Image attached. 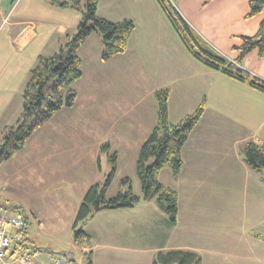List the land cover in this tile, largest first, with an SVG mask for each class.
<instances>
[{"label":"rangeland","instance_id":"374dc122","mask_svg":"<svg viewBox=\"0 0 264 264\" xmlns=\"http://www.w3.org/2000/svg\"><path fill=\"white\" fill-rule=\"evenodd\" d=\"M82 1L84 7L87 0ZM138 2L126 0L122 7L116 3L113 17L123 16L126 9L128 15L135 16L136 22L133 18L128 19L138 23ZM171 2L175 6L176 0ZM11 4L12 0H0V12L8 13L5 22L0 16V40L8 30L34 24L39 32L44 26L54 40L60 36L61 44L55 42L56 46L52 47L49 40L32 63L30 47L22 50L17 42L0 47V103L6 101L0 108V125L7 121L0 128V158L5 130L13 127L22 114L23 92L31 70L40 57L54 55L67 42L68 37L58 34L59 27L77 12L61 9L59 12L65 14L63 22L49 17L45 21L42 17L24 14L22 4L17 9V4L13 7ZM139 23L130 38L134 40L133 49L115 56L108 64L102 61L101 50L97 52L95 39L81 46L78 54L83 76L72 85L77 94L74 106L59 110L12 158L0 159V209L10 211L16 207L26 212L29 222L27 247L37 248L42 258L48 254H62L73 264H150L160 252H166L157 249L158 245H165V235L174 237L179 230L176 236L181 238V229L172 232L173 228L167 225L166 218L169 217L160 209L157 199L144 198L136 170L140 148L157 121L155 93L165 89L170 92L168 87L161 85L171 83L168 77L162 79L157 71L159 65L161 71L166 65L159 60L165 57L161 56L163 47L144 51L137 59L138 51L145 49L143 46L138 48L137 41L143 40L141 35L146 37L144 26ZM39 40L42 39L39 37ZM164 41L161 40L162 45ZM149 57L151 61L147 63ZM178 57L179 53L169 65L174 67L173 72ZM176 101L174 97L172 114ZM202 102L205 110L212 114L210 102ZM197 105L187 100L180 113L171 115L173 123L192 114L199 107ZM226 115L224 119L230 127L237 128V122ZM114 154L116 172L107 199L128 191L131 185L139 201L131 209L94 211L74 228L87 190L94 184L102 188L112 173ZM233 163L231 174L237 175L239 167L243 173L242 167ZM249 170L251 174H258ZM159 174L158 178L165 184L177 185L180 189L189 182L184 176L182 181H175L173 176L177 178L178 173L173 175L168 167ZM125 177L131 181L127 185L122 183ZM240 184L241 179L232 177L213 188L204 183L202 190L193 192L185 187L189 209L197 214L196 220L189 222L192 239L197 245L212 242L220 249L221 256L214 258L218 264H264V226L256 227L254 219L260 216L250 213L258 207V200L250 193L238 190ZM81 229L88 237L76 240L75 232ZM208 264H214L212 259Z\"/></svg>","mask_w":264,"mask_h":264},{"label":"crops","instance_id":"0c3cea01","mask_svg":"<svg viewBox=\"0 0 264 264\" xmlns=\"http://www.w3.org/2000/svg\"><path fill=\"white\" fill-rule=\"evenodd\" d=\"M61 1L63 0H12L11 7L17 4V9L22 4L24 14L42 17L45 21L49 17L51 20L58 19L63 22L65 14L59 12L61 9L70 8L77 11L70 16L69 20H64V24L59 27L58 34L69 37L77 32L84 14L81 10L73 7H61L58 4ZM250 1L176 0L175 6L201 38L219 53L235 62L240 54L236 48L242 44V38L254 36L264 20V13L254 16L248 15ZM123 2L126 3V0H99L97 14L112 22L128 18H133L136 22L135 16L128 15L126 9L123 16L113 17L115 14L114 5L119 3L118 6L122 7ZM102 4L105 5L102 6ZM138 4L136 9L138 18H136L139 20L135 24V29L137 25L139 26L140 21L144 26L146 37L141 35L143 40L139 38L137 41V45L139 44L137 47L141 48L143 46L145 49L139 50L136 56L137 59H140L139 55L144 51L149 52L151 48L157 50L163 47L161 56H165V61L162 58H159V60L166 65L162 71L159 65L157 71L160 72L159 75L162 79L166 80L168 77L171 82L161 85L168 87L170 90L168 101L169 122L174 124L175 121L171 119V115L180 113L187 100H190L191 104L195 103V105H199L203 100H206L210 102L208 106L213 108L212 114L207 110L204 111L203 116L184 144L181 151L183 165L176 176L177 178H175L174 170L171 167H164L172 170L175 181H182V176L189 181L185 184L184 189H180L177 185L165 184L159 179L163 185L176 190L178 193L179 212L177 222L172 224L168 215L169 219L166 218V223L170 228H173L172 232L177 228L181 229L180 236L182 239L176 236L177 231H179L177 230L174 237L172 234L165 235L163 237L165 245H158L157 249L163 251L190 250L201 256L202 264H208L211 259L214 264H218V261L214 258L221 256L220 249L212 242H204L202 246L197 245L192 239L193 231L189 222L196 220L197 214L189 209V200L186 196L188 192L185 187L194 192L202 190L205 187L204 183L207 184V187L213 188L221 185L228 178L241 179L238 190L248 192L253 196L252 198L258 200V207L250 213L258 214L260 217L254 219L253 224L256 227L264 226V175L262 174L264 172L253 169L244 158V149L249 141H254L264 147V92L251 87L248 83L233 79L219 70L212 69L193 57L156 0H139ZM6 12H0L3 22H5V17L8 14ZM43 27L42 32H39L38 27L34 24L21 26L18 30H8L4 32V36L0 40V47L6 44L9 45L11 42H17L22 50L30 47L31 51L29 53L33 55L30 58V63H32L35 61L34 57L40 55L41 50H44L49 40V45L52 47L56 46L53 44L55 42L61 44L59 41L60 36L56 38L58 41L54 40ZM39 37L42 40H39ZM155 38L157 41L160 40V44H155ZM92 39H95L97 52L99 50L102 52L103 40L97 33L91 34L82 46L88 44ZM161 40H165L164 45H162ZM133 45L134 40L131 41L130 39L127 51H130V48L133 49ZM178 53L179 57L174 65L176 71L173 72L172 68L174 67L169 65L176 60ZM146 61L149 63L151 58L149 57ZM105 63L108 64L109 61ZM240 66L252 76L264 81V56L260 55L258 50L251 51ZM174 97H176L177 105L175 113L172 114L171 103H173ZM1 103L0 108L6 101L2 100ZM226 114H229L237 122V128L230 127L224 119L227 118ZM5 122L7 121H2L0 128L6 124ZM232 162H234V165L241 166L243 173L239 167L237 175L231 174ZM249 167L258 174H251ZM192 183H198V185ZM133 207L111 209H131ZM153 262L154 260L150 264H153Z\"/></svg>","mask_w":264,"mask_h":264},{"label":"trees","instance_id":"16d2710c","mask_svg":"<svg viewBox=\"0 0 264 264\" xmlns=\"http://www.w3.org/2000/svg\"><path fill=\"white\" fill-rule=\"evenodd\" d=\"M177 32L187 50L198 61L206 66L219 70L225 75L248 83L251 87L264 92V81L252 76L241 68L245 57L253 50H258L264 56V20L257 33L251 37H243L242 44L236 49L240 54L237 61H231L215 50L201 38L189 23L183 18L171 0H156ZM82 0H63L58 2L61 7H73L83 12V18L78 25L77 32L68 37L67 42L52 56L40 57L37 65L31 70L30 80L23 92V111L13 127L5 130L6 136L1 151V158L10 159L23 148L30 136L44 126L62 108H71L77 97L72 85L82 78V60L79 48L88 37L97 33L103 40L101 59L108 62L113 57L127 51L128 42L134 30L135 23L131 19L112 22L97 14L99 0H87L84 7ZM264 13V0L249 2V16ZM158 112L157 122L143 142L136 163L137 175L141 181L145 199L156 198L161 210L170 217V222H177L179 212V196L176 190L163 185L158 174L166 166L171 167L177 174L182 165L181 151L189 139L191 132L197 125L205 111L204 102L190 115L176 124L168 119L169 91L158 90L155 93ZM9 150L7 151L6 149ZM0 158V159H1ZM244 158L249 166L256 171L264 172V147L254 141H249L244 149ZM115 166L106 184L100 188L99 184L92 185L84 195L78 210L74 228L85 221L94 211L104 208L133 207L139 197L133 194L132 186L125 192H119L115 197L107 199V190L116 172V155H113ZM129 178L122 179L124 185L129 184ZM17 213H23L14 208ZM6 211V209H3ZM11 211V210H10ZM26 216L25 237L27 243ZM76 240L87 238L83 230H76ZM202 264L201 256L190 250H170L160 252L153 264ZM91 264V263H90Z\"/></svg>","mask_w":264,"mask_h":264},{"label":"built area","instance_id":"2783aa9c","mask_svg":"<svg viewBox=\"0 0 264 264\" xmlns=\"http://www.w3.org/2000/svg\"><path fill=\"white\" fill-rule=\"evenodd\" d=\"M25 215L0 209V264H73L65 255L48 254L42 258L37 248L27 247Z\"/></svg>","mask_w":264,"mask_h":264}]
</instances>
